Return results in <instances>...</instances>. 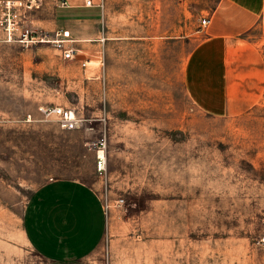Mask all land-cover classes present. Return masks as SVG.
<instances>
[{"label":"rangeland","instance_id":"374dc122","mask_svg":"<svg viewBox=\"0 0 264 264\" xmlns=\"http://www.w3.org/2000/svg\"><path fill=\"white\" fill-rule=\"evenodd\" d=\"M97 2L112 39L99 81L95 64L85 74L54 44H0V264H42L24 212L54 180L100 196L107 228L92 264H264V98L218 119L184 91L210 3ZM41 106L69 110L82 126L65 131Z\"/></svg>","mask_w":264,"mask_h":264},{"label":"crops","instance_id":"0c3cea01","mask_svg":"<svg viewBox=\"0 0 264 264\" xmlns=\"http://www.w3.org/2000/svg\"><path fill=\"white\" fill-rule=\"evenodd\" d=\"M97 1L86 8L84 0H41L29 15L50 44L60 41L63 49L73 50L74 58L63 61L84 68L85 74L95 64L89 71L92 81H99L101 56L112 44ZM204 1L210 3L208 23L186 58L184 91L204 115L243 117L264 98V0ZM106 228L99 194L78 181L47 182L25 207V238L42 264H92Z\"/></svg>","mask_w":264,"mask_h":264},{"label":"built area","instance_id":"2783aa9c","mask_svg":"<svg viewBox=\"0 0 264 264\" xmlns=\"http://www.w3.org/2000/svg\"><path fill=\"white\" fill-rule=\"evenodd\" d=\"M41 0H0V44H17L24 48L49 42L45 35L35 29L30 20V12L38 10ZM92 0H84V7L91 8ZM207 19L201 21V26L207 25ZM62 52V59L72 60L73 50L63 49L60 41H53ZM38 113L45 119L57 118L59 126L65 131H73L82 126L81 121L75 115L63 108L45 107L38 108ZM100 149L96 155V169L104 170L105 159L102 153L104 143H100ZM101 153V155H100ZM264 244V238H262Z\"/></svg>","mask_w":264,"mask_h":264},{"label":"bare ground","instance_id":"6f19581e","mask_svg":"<svg viewBox=\"0 0 264 264\" xmlns=\"http://www.w3.org/2000/svg\"><path fill=\"white\" fill-rule=\"evenodd\" d=\"M49 43H50V42H49ZM100 155H101V153H100ZM102 156H103V159H105V158H104V153H102Z\"/></svg>","mask_w":264,"mask_h":264}]
</instances>
